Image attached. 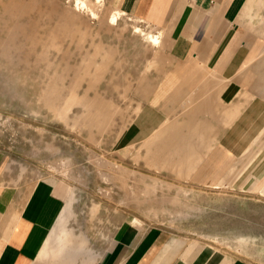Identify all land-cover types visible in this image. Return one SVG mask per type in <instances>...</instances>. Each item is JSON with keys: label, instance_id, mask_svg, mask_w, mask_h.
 <instances>
[{"label": "rangeland", "instance_id": "rangeland-1", "mask_svg": "<svg viewBox=\"0 0 264 264\" xmlns=\"http://www.w3.org/2000/svg\"><path fill=\"white\" fill-rule=\"evenodd\" d=\"M75 1L0 0L3 181L30 190L38 184L58 186L62 194L69 190L56 225L86 238L76 264H88L94 255L92 264L111 261L114 253L123 257L122 237L131 221L142 224L138 230L170 229L188 246L196 243L194 253L204 245L245 264H264V126L243 137L247 144L239 157L218 155L217 163L233 171L226 182L223 168L207 176L215 181L195 182L190 178L210 174L202 163L218 150V123L232 124L215 118L213 127L187 115L204 103L193 109L180 102L181 116L193 120L171 121L179 122L184 136L193 131L211 141L209 150L197 142L186 161L191 176L177 175L168 165L181 158H167L168 151L147 155L145 145L149 138L155 147L169 121L154 114L152 103L141 104V94L150 89L146 75L161 72L137 67L143 47L150 48L154 62L163 44L145 42L132 25L156 34L159 29L127 16L109 25L107 15L115 7L106 0H83L96 18ZM224 111L216 117L230 116ZM148 122L158 127L147 135Z\"/></svg>", "mask_w": 264, "mask_h": 264}, {"label": "crops", "instance_id": "crops-1", "mask_svg": "<svg viewBox=\"0 0 264 264\" xmlns=\"http://www.w3.org/2000/svg\"><path fill=\"white\" fill-rule=\"evenodd\" d=\"M106 1L115 7L112 9L121 11L118 20L127 16L161 33L163 46L154 62L152 54L147 53L150 48L142 46L141 67L137 70L161 73L146 75L145 84L150 89L141 94V104L152 103L159 119L171 121L182 118L180 102L193 109L202 102L198 110L187 115L206 120L213 127L215 118L222 121V117H216L222 107L225 114H230L223 116V123L231 126L218 123L219 135L214 145L217 152L202 163L210 174L190 178L201 183L215 181L217 178L207 176L220 168L225 173L228 168L217 163L218 155L239 157L247 144L243 137L264 126V0ZM154 91L163 95L156 97ZM142 110L143 107L139 114ZM183 119L193 120L187 116ZM155 127L156 123L148 122L146 134ZM162 128L161 140L156 145L164 143L169 131L165 124ZM260 152L263 154L257 156L262 154L263 158L264 147ZM3 167L4 155L0 151V264H76L86 238L67 225H56L69 190L62 194L58 186L38 184L31 190L23 185L10 186L3 181ZM141 225L129 222L131 230L122 237L127 252L123 257L114 253L111 261L101 264H245L204 245L194 253L196 243L188 246L170 229L151 226L138 230ZM95 257L89 256L88 264Z\"/></svg>", "mask_w": 264, "mask_h": 264}, {"label": "bare ground", "instance_id": "bare-ground-1", "mask_svg": "<svg viewBox=\"0 0 264 264\" xmlns=\"http://www.w3.org/2000/svg\"><path fill=\"white\" fill-rule=\"evenodd\" d=\"M95 2L98 3L99 5H104L103 0H95ZM75 3H76V6L78 9H83V10L86 9L92 18L98 17L97 11L94 9L88 8L87 3H85L83 0H76ZM120 16H121L120 10L112 9L109 12V14L107 15V23L109 25H117V21H118V18ZM132 27H133V32L137 33L139 36H141L145 42H148L154 46L155 45L158 46L160 44V35H161L160 32H157L158 34H156V32L153 33L152 30L151 31L147 30L145 28L138 26L137 24H133ZM82 102H83V100H82ZM91 115H92V113H91ZM224 121H225V119H224V117H222V121H219V122H224ZM133 123H134V121H133ZM165 126L168 127L169 131L166 133L164 143H160V144L156 145V147H150L149 143H151V140L149 138L146 140L145 145H146V148L149 149V150H147V155H150V153L152 155H154V153H158L159 151H168L169 156L167 158L171 157L173 159V158L177 157L178 159L181 158L184 161V162L179 163V164H169L168 167H170L172 170H174L177 175L178 174L180 175V173L182 175H186V174L190 175V173H187V171H186L187 167L190 166L189 164H187L186 161L192 160L193 152H195V148H196L195 146H196L197 142L201 143L203 141L205 143L204 144L205 148H208L206 146L210 145L209 141H211V136L209 138H207V137L201 138L202 136L204 137L205 135L200 134V137L198 138L199 134H197L196 132H193V131L189 132V134L187 136H184V132H182V127L179 125V122L177 123L176 121H169V123L165 124ZM163 146H165V147H163ZM208 150H209V148H208ZM255 166H256V164H255ZM206 172H207V170H206ZM232 172H233L232 170H227L226 171V177L224 178L223 181L226 182V180H228L233 175Z\"/></svg>", "mask_w": 264, "mask_h": 264}]
</instances>
